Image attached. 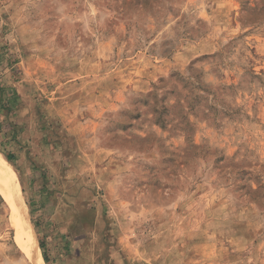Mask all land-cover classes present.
<instances>
[{
    "label": "rangeland",
    "instance_id": "374dc122",
    "mask_svg": "<svg viewBox=\"0 0 264 264\" xmlns=\"http://www.w3.org/2000/svg\"><path fill=\"white\" fill-rule=\"evenodd\" d=\"M5 87L0 264H264V0H0Z\"/></svg>",
    "mask_w": 264,
    "mask_h": 264
},
{
    "label": "bare ground",
    "instance_id": "6f19581e",
    "mask_svg": "<svg viewBox=\"0 0 264 264\" xmlns=\"http://www.w3.org/2000/svg\"><path fill=\"white\" fill-rule=\"evenodd\" d=\"M0 176H3V178H0V191L3 194V196L7 200H9L11 204H13V207H14L18 201L17 184L14 182L11 176V173L9 169L7 168V166L5 165V163L1 161H0ZM16 211L19 212V210H16ZM22 217H23L22 219L23 222L19 223L18 228H17V239L19 240V243L21 244L23 249L26 251L28 258H30L33 264H45L38 245L36 246L38 249V252L36 253V255L33 253H30L31 248L34 249V246H33L34 239H33L32 233L28 229V225L24 221L25 215H20L18 218H22ZM22 235L23 236L25 235V237H27L26 241H23Z\"/></svg>",
    "mask_w": 264,
    "mask_h": 264
},
{
    "label": "trees",
    "instance_id": "16d2710c",
    "mask_svg": "<svg viewBox=\"0 0 264 264\" xmlns=\"http://www.w3.org/2000/svg\"><path fill=\"white\" fill-rule=\"evenodd\" d=\"M10 90L11 89V98H9L8 99V101L7 102H12V100H14V99H16L17 98V95H16V92H15V90L14 89H12V88H7V87H5V88H0V103H2V101H3V96H2V93H5V91L6 90ZM4 91V92H3ZM3 156L7 159V161L8 162H12L13 161V155H11L10 153H7V152H5V153H3ZM40 248H41V250H42V257H43V259H44V261L45 262H47L48 261V259H47V256H46V254H45V251H44V248H43V244L41 243L40 244Z\"/></svg>",
    "mask_w": 264,
    "mask_h": 264
}]
</instances>
